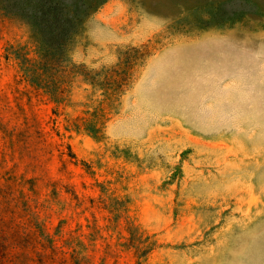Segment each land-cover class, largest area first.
I'll use <instances>...</instances> for the list:
<instances>
[{
	"label": "rangeland",
	"instance_id": "rangeland-1",
	"mask_svg": "<svg viewBox=\"0 0 264 264\" xmlns=\"http://www.w3.org/2000/svg\"><path fill=\"white\" fill-rule=\"evenodd\" d=\"M29 35L0 12V264H264V0H106L61 101Z\"/></svg>",
	"mask_w": 264,
	"mask_h": 264
},
{
	"label": "trees",
	"instance_id": "trees-1",
	"mask_svg": "<svg viewBox=\"0 0 264 264\" xmlns=\"http://www.w3.org/2000/svg\"><path fill=\"white\" fill-rule=\"evenodd\" d=\"M106 0H0L4 17L20 21L29 29L32 56L21 58L29 81L61 101L68 92L78 67L70 60L73 39L85 19ZM101 78L98 79L97 77ZM92 83L114 90L117 80L112 70L96 73ZM117 84V86H120Z\"/></svg>",
	"mask_w": 264,
	"mask_h": 264
}]
</instances>
